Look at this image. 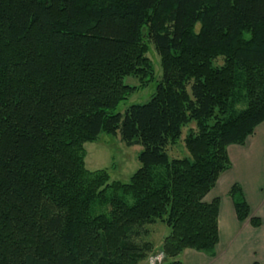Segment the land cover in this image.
<instances>
[{"label":"trees","instance_id":"1","mask_svg":"<svg viewBox=\"0 0 264 264\" xmlns=\"http://www.w3.org/2000/svg\"><path fill=\"white\" fill-rule=\"evenodd\" d=\"M147 40L162 81L115 113L127 77L153 76ZM263 123L264 0H0V264H139L157 224L164 262L215 256L221 201L205 198ZM103 134L142 147L129 183L86 168ZM228 195L262 226L240 184Z\"/></svg>","mask_w":264,"mask_h":264},{"label":"crops","instance_id":"2","mask_svg":"<svg viewBox=\"0 0 264 264\" xmlns=\"http://www.w3.org/2000/svg\"><path fill=\"white\" fill-rule=\"evenodd\" d=\"M228 154L231 169L221 175L215 189L205 198L207 203L215 198L221 201L220 241L215 256L187 250L184 264H264V123L244 146H230ZM234 184L242 186L252 218L262 221L260 228H253L250 221L237 220L228 195Z\"/></svg>","mask_w":264,"mask_h":264},{"label":"rangeland","instance_id":"3","mask_svg":"<svg viewBox=\"0 0 264 264\" xmlns=\"http://www.w3.org/2000/svg\"><path fill=\"white\" fill-rule=\"evenodd\" d=\"M198 29L199 26L197 30ZM146 46L148 49L146 57L149 59L153 67V76L143 80L134 76L127 77L125 79V84L131 87H136L137 90L118 106L115 113H120L123 115L125 114L126 110L133 105H143L148 103L152 96L156 93L157 87L162 81L163 72L161 59L158 55V52L156 51L153 44L148 40L146 41ZM218 64L221 65L222 61H219ZM194 129V124L186 127L183 130L181 140L175 146L169 147V155L171 159H183L188 156L184 140L189 130ZM84 148L86 153V168L92 172L101 170L107 171L110 176L111 183L116 181L129 183L130 178L138 171L141 166L138 157L142 151V147L136 146L128 148L122 142L120 134L117 136L103 134L94 142L85 144ZM108 211V208L99 207L96 210V213H108ZM148 230L149 235L146 237V240L154 244V250L151 254H149L147 260L139 264H151L152 259L159 258L160 256H163V260L160 264H169L178 261L184 264V254L175 260H168L164 262L165 258L161 250L165 237L170 234V229L167 226L163 224H157L154 226H149Z\"/></svg>","mask_w":264,"mask_h":264},{"label":"built area","instance_id":"4","mask_svg":"<svg viewBox=\"0 0 264 264\" xmlns=\"http://www.w3.org/2000/svg\"><path fill=\"white\" fill-rule=\"evenodd\" d=\"M163 260V256H160L159 258H155L151 260V264H160Z\"/></svg>","mask_w":264,"mask_h":264}]
</instances>
